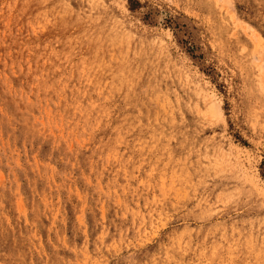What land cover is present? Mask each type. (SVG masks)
<instances>
[{
    "label": "rangeland",
    "instance_id": "1",
    "mask_svg": "<svg viewBox=\"0 0 264 264\" xmlns=\"http://www.w3.org/2000/svg\"><path fill=\"white\" fill-rule=\"evenodd\" d=\"M0 264H264V0H0Z\"/></svg>",
    "mask_w": 264,
    "mask_h": 264
},
{
    "label": "bare ground",
    "instance_id": "2",
    "mask_svg": "<svg viewBox=\"0 0 264 264\" xmlns=\"http://www.w3.org/2000/svg\"><path fill=\"white\" fill-rule=\"evenodd\" d=\"M151 113V112H150ZM70 119V118H69ZM93 119V118H92ZM89 121V120H88ZM85 122V121H84ZM87 123V122H86ZM136 124V123H135ZM154 127V126H153ZM146 130V129H145ZM116 146V145H115ZM131 147V146H130ZM119 148V147H118ZM116 154V153H115ZM119 155V153H118ZM131 158V157H130ZM133 161V160H132ZM92 163V162H91ZM112 167V166H111ZM126 169V168H125ZM118 170V169H117ZM123 171V170H122ZM100 172V171H99ZM115 174V173H114ZM106 178V177H105ZM110 180V179H109ZM149 185V184H148ZM147 191V190H146ZM143 193V192H142ZM152 193V192H151ZM155 197V196H154ZM118 201V200H117ZM152 201V200H151ZM17 203V202H16ZM161 203V202H160ZM132 211V210H131ZM159 211V210H158ZM162 214V213H161ZM150 216V215H149ZM62 218V217H61ZM80 218V217H79ZM53 219V218H52ZM64 220V219H63ZM80 220V219H79ZM54 225V224H53ZM114 227V226H113ZM120 233V232H119ZM86 234V233H85ZM125 239V238H124ZM90 240V239H89ZM114 240V239H113ZM236 240V239H235ZM239 240V238H238ZM235 242V241H234ZM119 243V242H118ZM128 246V245H126ZM98 248V247H97ZM116 248V247H115ZM114 249V248H113ZM181 251V250H180ZM102 252V251H101ZM132 253V252H131ZM168 253V252H167ZM105 256V255H104ZM167 256V255H166ZM190 262V261H189ZM101 263V262H100ZM183 263V262H182Z\"/></svg>",
    "mask_w": 264,
    "mask_h": 264
}]
</instances>
